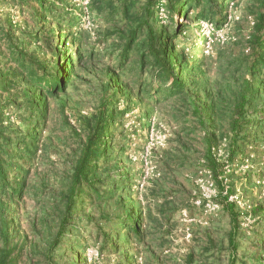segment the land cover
Instances as JSON below:
<instances>
[{
    "label": "rangeland",
    "instance_id": "1",
    "mask_svg": "<svg viewBox=\"0 0 264 264\" xmlns=\"http://www.w3.org/2000/svg\"><path fill=\"white\" fill-rule=\"evenodd\" d=\"M211 2L203 4L217 15L196 20L193 17L196 9L191 7L182 32L175 31L181 20L180 9L170 20L165 0L155 8L153 22L154 27L159 28L160 24L171 36L173 51L178 53L179 60L188 64L183 71L185 76L191 73L189 67L195 58L203 55L204 81L209 92L223 84V80L218 79L220 61L216 60V53L235 44L248 52L245 43L254 22L250 11L256 10L257 0ZM88 4L89 0H45L42 6L48 7L46 19L40 21L35 17L42 12L37 0H0V29L2 25L9 27L23 49L37 55L41 50L46 52L45 39L58 35L60 29L64 31L57 36V45H62V34L68 36L71 32L72 42L75 32L82 29L95 48L104 51L106 45L98 39L102 32L116 25L105 20L107 10L90 12ZM219 17L220 23L216 26ZM121 23L119 20L117 24ZM92 67L89 68L94 73L98 67ZM92 76L77 78L74 87L69 86L60 95L63 102L51 100L49 116L43 125L39 124L35 156L31 161L26 157L18 161L22 168L28 169L27 174H21L28 180V189L19 199L15 196L1 207L7 217L11 244L17 245L18 260L23 264H45L44 255L61 207L50 204L53 207L47 210L48 227L41 225L37 218L41 216L43 201L52 202L64 189L65 181L61 176L69 171L74 153L84 139L78 120L92 112L96 104V81ZM195 84L196 87L204 86L199 79ZM199 89L201 99H196V104L202 109L206 128L189 115L188 106L177 97L161 96L154 104L151 99L141 102L134 95L118 96L116 108L120 113L109 134L113 147L107 158L97 162L98 173L104 178L103 188L108 180L106 173L113 178H117L118 173L131 177L126 181L113 180L108 187L110 191L102 192L114 194L106 201L93 200L87 189L82 191V201L76 206L59 242L58 264H228L231 256L228 235L232 229L229 215L220 203L225 195L234 203V211L238 214L234 233L235 264H253L257 254L254 245L259 248L264 241V213H254L255 208H264V114H259L263 118L260 125L254 121L248 128L249 142L229 161L227 136L231 131L226 117L231 113L219 114L221 120L217 118L211 125L213 118ZM16 113L13 108L4 112L10 120L18 122ZM64 116L68 123L63 121ZM207 130L215 135L212 153L222 164L219 183L203 159V137ZM36 192L44 195L37 197ZM9 194L0 191V200H5ZM118 196L126 200L131 213L133 208L140 209L145 228L143 239L134 240L133 249H124L125 254L110 246L101 252L102 235L95 226L114 230L113 223L108 227V223L100 222L99 214L104 211L112 218H121ZM212 205L216 207L211 208ZM78 256L80 261H77ZM260 256L264 261V254Z\"/></svg>",
    "mask_w": 264,
    "mask_h": 264
},
{
    "label": "trees",
    "instance_id": "2",
    "mask_svg": "<svg viewBox=\"0 0 264 264\" xmlns=\"http://www.w3.org/2000/svg\"><path fill=\"white\" fill-rule=\"evenodd\" d=\"M37 1L42 12L35 17L41 21L46 19L48 7L42 6L45 0ZM160 1L89 0L90 12L100 13L107 10L105 20L116 25L111 30L102 32L98 39L106 45L104 51L95 48L82 29L75 32L76 37L72 42L71 32L68 36L62 34V45H57L56 38L64 31L60 29L58 35L45 39L46 52L41 50V54L37 55L34 52H26L13 37L9 27L1 26L0 191H8L10 194L8 199L5 197V200H0V264H23L18 260L17 245L11 244L7 217L1 208L3 204L14 200L15 196L19 199L28 189V180L21 175L27 174L28 169L22 168L18 161L23 157L29 161L33 159L38 149L39 124L43 125L49 116L51 100L63 102L60 95L69 86L74 87L77 78L86 79L85 76L93 75L96 87L95 91H91L95 93L96 104L92 112L80 116L78 120L84 139L80 141L78 151L74 153L69 171L61 176L65 181L64 189L60 191L61 194L54 196L52 202L46 200L40 206L41 216L37 220L45 227L49 226L46 225V216L49 213L47 210L53 207L50 204L61 207L56 229L44 255L45 264H58L56 256L59 253V242L64 237L76 206L82 201V191L87 189L93 200L106 201L109 199L107 197L114 194L102 192L110 191L108 187L113 180L126 181L131 177L118 173V177L113 178L106 173L108 180L103 188L104 178L98 173L97 162L107 158L113 147L109 134L111 135L110 129L120 113L116 108L118 96L134 95L141 102L151 99L154 104L161 96L166 99L177 97L188 106L189 115L193 116L202 128H206L202 109L196 104V99H201L198 93L200 88L202 97L207 100L206 109L213 118L211 125L215 119L221 120L219 114L231 113L226 117L231 131L227 136L229 161L233 160L234 154L242 145L249 142L248 128L253 122H257V125L262 123L263 118L259 114H264V0H257L256 10L250 11L254 15V22L252 32L245 43L248 52H244L240 44H235L236 46L221 48L216 53V60L220 61L218 79L223 80V84L217 85V89L211 92L207 91L205 86L206 69L203 55L195 58L194 64L189 67L191 73L185 76L183 71L188 64L179 60L178 53L173 51L171 36L160 28V24L159 28L154 27L155 8ZM204 2L212 3L211 0H165L164 7L170 20H173L180 9L181 20L175 31H183L191 7L196 9L193 14L196 20L216 16V12L204 6ZM200 3L202 5L199 10ZM219 13L221 14V11ZM216 19L217 26L221 17ZM119 20H122L120 25L117 24ZM95 65L98 68L93 73L91 68ZM196 79L201 80L204 86L196 87ZM191 88H195L194 91L190 92ZM12 108L17 112L18 122L10 120V116L4 114L5 109ZM63 121L68 123L65 116ZM189 127L192 129L193 126ZM203 139L205 165L214 180L219 183L222 164L212 153L215 135L207 130ZM36 193L40 198L44 195L41 192ZM117 199L122 211L121 218H112L104 211L99 214L100 222L108 223V227L113 223L114 230L104 229L103 226H97L98 224L95 229L102 235L99 251L102 252L106 246H110L125 254L124 249H133L134 240L143 239L145 228L140 209L133 208L135 210L131 213L130 207H126V200L121 196ZM220 203L229 215L232 229L228 235L231 254L228 264H235L237 244L234 233L238 214L234 211V203L228 201L226 195L222 196ZM259 207L255 208L254 213H264V208ZM149 215V218L152 217ZM82 243L83 241L77 245ZM254 246L257 254L253 264H264L260 256V253L264 254V241L259 248ZM80 259L78 256L77 261Z\"/></svg>",
    "mask_w": 264,
    "mask_h": 264
},
{
    "label": "built area",
    "instance_id": "3",
    "mask_svg": "<svg viewBox=\"0 0 264 264\" xmlns=\"http://www.w3.org/2000/svg\"><path fill=\"white\" fill-rule=\"evenodd\" d=\"M211 208H214V207H216V205H212V206H210Z\"/></svg>",
    "mask_w": 264,
    "mask_h": 264
}]
</instances>
